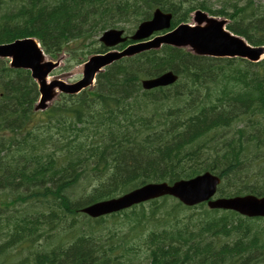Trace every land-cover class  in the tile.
<instances>
[{
	"label": "trees",
	"instance_id": "obj_1",
	"mask_svg": "<svg viewBox=\"0 0 264 264\" xmlns=\"http://www.w3.org/2000/svg\"><path fill=\"white\" fill-rule=\"evenodd\" d=\"M0 0V44L35 38L70 71L160 9L172 28L203 10L264 45L256 0ZM81 12V13H80ZM130 40L119 46L123 49ZM174 71L168 87L142 82ZM112 89V90H111ZM30 71L0 59V264H264V219L171 197L91 219L81 209L149 183L205 172L220 197L264 196V60L163 47L122 59L93 89L35 111Z\"/></svg>",
	"mask_w": 264,
	"mask_h": 264
},
{
	"label": "water",
	"instance_id": "obj_2",
	"mask_svg": "<svg viewBox=\"0 0 264 264\" xmlns=\"http://www.w3.org/2000/svg\"><path fill=\"white\" fill-rule=\"evenodd\" d=\"M192 24H182L171 29L172 15L157 10L153 18L143 22L131 39L138 42L122 52L111 51L92 56L82 67V79L74 84L50 78V74L61 64V59L53 62L47 58L40 44L35 39H20L10 44L0 45V58L12 59L14 69L29 70L39 85L41 95L36 110L48 108L60 93L75 95L93 85L95 77L104 68L126 57H132L145 51L160 49L163 45L176 48L189 47L195 54L210 57L242 58L250 62H258L264 58V47H252L247 41L230 32L227 20L210 16L197 11ZM167 33L150 39L156 32ZM124 31L109 30L100 41L108 48H114L127 41ZM177 76L173 72L166 73L156 79L143 82L147 90L166 87L173 84ZM221 184L219 177L207 172L189 181H180L174 185L148 184L118 199L103 201L82 210L91 218L117 213L133 205L150 201L165 195L180 199L187 206L208 203L211 209L231 210L248 217H264V197L255 195L215 198Z\"/></svg>",
	"mask_w": 264,
	"mask_h": 264
},
{
	"label": "rangeland",
	"instance_id": "obj_3",
	"mask_svg": "<svg viewBox=\"0 0 264 264\" xmlns=\"http://www.w3.org/2000/svg\"><path fill=\"white\" fill-rule=\"evenodd\" d=\"M257 2H262L264 3V0H256ZM211 3L213 4V7L215 9L219 8V2L217 0H212ZM63 66V62L61 64V67ZM59 68L55 74H53L54 76L58 77V78H62L65 82L67 83H74L77 80H79L82 76V67L78 66L75 67L71 72L70 71H61L62 68Z\"/></svg>",
	"mask_w": 264,
	"mask_h": 264
},
{
	"label": "bare ground",
	"instance_id": "obj_4",
	"mask_svg": "<svg viewBox=\"0 0 264 264\" xmlns=\"http://www.w3.org/2000/svg\"><path fill=\"white\" fill-rule=\"evenodd\" d=\"M81 13V12H80ZM229 28V27H228ZM112 90V89H111Z\"/></svg>",
	"mask_w": 264,
	"mask_h": 264
}]
</instances>
